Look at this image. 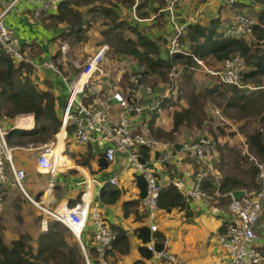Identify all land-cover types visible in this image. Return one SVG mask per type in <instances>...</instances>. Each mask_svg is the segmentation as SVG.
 <instances>
[{
    "label": "crops",
    "instance_id": "0c3cea01",
    "mask_svg": "<svg viewBox=\"0 0 264 264\" xmlns=\"http://www.w3.org/2000/svg\"><path fill=\"white\" fill-rule=\"evenodd\" d=\"M5 1L10 2L12 0ZM59 1L60 0H58V2ZM253 1L254 0H236V5L233 9L219 4L218 0L204 3L198 0H185L178 5L176 12L180 22L185 25L190 22H202L209 26L214 21L219 24V30L225 23L233 20L236 12H247L249 11L247 9L253 6L257 9V16L259 18V12L263 11L264 8L254 4ZM85 2H88V0ZM146 3V8L150 10L148 15L157 14L156 16H158L160 12H163L160 11V9L151 12V9L159 4L157 0H147ZM102 4L106 6L105 2ZM71 5L76 7L73 2ZM57 7L58 6L42 14H37V4L35 2L31 0H18L15 3V7L8 13L6 22L20 37L23 51L25 55L30 58L31 62L39 63L47 57H53L60 63L62 68H65L68 74L73 75L78 70L77 67H75L76 65H74V60L79 58H71L70 46L68 51L70 60L65 61V58L62 57L60 45L65 38L68 39L70 44V38H74V36L65 33V30L68 28L63 27L64 21L60 20L58 17L57 13L59 10ZM78 9L86 18H88L89 14L93 15L92 13L94 12L88 9L83 10V6ZM114 11L116 15L119 16V10ZM163 13L164 17L161 20H158L157 17L152 21L144 20L141 19L143 17L139 16L140 18H138L136 15L132 20L136 21L138 25H153L150 27L151 34L148 36L156 39L158 42H162L160 45L163 49L162 54L167 57L170 53L167 50L168 47L165 48L167 43H164L163 36H166L172 29V23L169 20L168 14L165 12ZM166 20L167 22L165 23ZM144 21L146 23H143ZM183 35L186 46H191L186 28ZM244 37L248 40L254 39L252 34L250 37L247 35ZM112 49L113 47L111 46L106 61L109 60ZM166 53H168V55H166ZM121 57H124L123 60H128L130 65L126 66V68L132 72L141 65L132 54L124 53ZM214 58L218 60L215 56ZM106 61L105 67L110 69L111 72L112 68L107 67ZM29 64L32 66L34 75L38 78L39 82H41L42 86L50 87L55 91L57 97L56 107L61 116V106L68 96L66 84L61 80V77L54 75L48 69L33 66L31 63ZM202 70L206 71L204 69ZM203 71L199 69L195 74L199 75V73H202L204 75ZM102 80L104 81L106 79L104 78ZM110 80L112 81L111 76ZM212 81L214 80L207 82V87L213 86H211ZM113 84L115 83L113 82ZM116 87L118 88V85H116ZM120 87L124 89L123 86ZM226 99L227 109L237 106L236 104L228 103L229 96H227ZM166 101L168 100L166 99ZM176 103V100H171L169 104H164L160 111L148 112L144 115L145 124L150 129L151 133H154L157 139V143L149 151L150 156L148 160L156 169L161 187L174 183L176 179L183 180L185 185H191V182L195 179L202 178L204 187L215 193L216 186L218 183L221 184L225 176L234 175L240 178V176L236 174L224 173L223 169H221L218 164L221 159L226 156V149L232 146L237 147L241 152L251 149L248 141V134L253 131L248 133L244 131L246 127L245 119H241L238 123L233 124L231 118L223 115L221 112L222 108H216V110H214L217 117L225 121L224 123H229L228 126H230V131L227 134V132L221 131L220 133L219 130L216 129L215 141L217 142H215L216 147H214V168L208 170L207 166L199 161L193 154L180 150L181 145L185 141V134H187L186 138H192L196 130L192 129V124H190L189 127L186 126L185 122H181V124L179 117L175 121V113L179 111L177 107L180 110L184 109L182 106L175 105ZM174 105L177 107L173 108ZM188 106L189 105L186 106V110ZM216 114H214V117ZM20 117L24 119L22 122L24 128L33 127L35 125V119L32 115H30L32 123L26 118V115H18L16 119L18 126L21 127L19 123ZM180 124L182 127H180ZM247 128L250 129L249 126H247ZM154 130L160 131L156 132L158 136L155 134ZM172 131L175 134L170 135L169 138L164 139L163 137H159L165 132L170 133ZM57 134H59L60 138H65V131L60 130ZM65 148V153L59 160L64 166L56 176L54 186L51 187L50 191L44 193L48 184V174L43 171L38 164L39 147H14V157L17 166L26 169V187L29 193L40 202V204H37L30 199L33 204L40 209L39 215L35 217L27 216L26 222L18 229L20 230L19 234L27 233L30 235L34 247H39L42 234L49 230L50 221H59L55 219L54 216L48 214V211H44L40 205L46 206L48 209L74 205L80 199L82 190L85 188L83 181L88 180L89 185H91L90 190L93 191V196L100 201L101 214L104 220L109 224L118 223L123 226L127 230V235L130 240L129 250L123 253L120 251L115 252L114 255H111L110 264H226L227 258L225 250L220 242V232L223 224L231 220L234 214L229 209L228 202L225 205H220L218 203L220 195L215 193L216 196H218L217 201H214L216 198L215 196L213 202L209 206L206 204L201 205L188 199L187 207L184 209L174 208L170 211H166L159 207L154 213L153 219L159 224L158 230L163 231L165 238L170 240L169 248L178 255L180 261L179 263H175L153 256L145 257L139 251V246L144 243L136 235V228L143 225L150 226V218H152V215L143 208L141 189L137 178L138 173L127 166L126 158L123 155H119L114 162L105 160L101 154L102 146L97 143H89L80 146L70 141ZM167 152H169L171 156L169 159L163 160L162 157L164 153ZM80 156L86 157L88 161L86 163L79 162L77 158ZM101 157L106 161V164L102 167L100 166ZM115 175L118 177L119 181L117 183H111L109 178ZM94 178L100 181H94ZM242 181L246 184H241L234 189L242 188L248 193L254 190L252 186L249 185L250 183L248 184L243 179ZM97 190L100 191L99 194H97ZM227 198L229 201L230 197L227 196ZM133 200H138L137 206L133 204ZM126 209L128 210L127 215L125 214ZM95 230V225L90 221L80 237L71 229L72 235H67L66 239L74 248L76 247L75 249L79 248L84 256H86L83 245L87 247V251L90 248H95L97 251L95 247ZM258 233L261 235V242L264 245V222H260L258 225ZM18 235L10 238H5L4 236V238L6 242H9ZM90 255L91 254L88 252L89 258ZM51 263L62 264V261L60 258L58 262L52 261Z\"/></svg>",
    "mask_w": 264,
    "mask_h": 264
},
{
    "label": "built area",
    "instance_id": "2783aa9c",
    "mask_svg": "<svg viewBox=\"0 0 264 264\" xmlns=\"http://www.w3.org/2000/svg\"><path fill=\"white\" fill-rule=\"evenodd\" d=\"M18 0L6 2L0 0V48H2L16 62L26 61L33 66L48 69L54 75L61 77L66 84L68 96L61 106V129L65 131V143L72 141L77 145L97 143L102 146L101 154L108 162H114L119 155L126 158L127 166L138 174H143L147 183V192L142 197L143 208L152 215L150 228L152 232L159 229L158 222L153 219L158 210V197L161 184L156 169L149 160L142 158L141 148H149V151L157 143V139L151 133L144 122V115L148 112L160 111L166 99L171 96L176 79L189 67L191 69H202L214 74L222 84L236 85L240 88H258L245 81L246 57L235 52L222 61V65L216 69L207 67L203 58L188 48L182 37L185 24L180 22L176 12L179 4L185 0H164L160 11L168 14L172 23V29L166 34L167 47L170 54L181 53L190 56L191 63L184 65L173 64L168 69V84L158 86L146 81V76L151 74L144 64H141L132 74V85L127 90L118 89L110 80V69L105 67L108 52L111 49L109 43L100 45L97 53L87 56L83 61L77 59L74 63L77 71L70 75L62 68L60 63L53 57H47L37 62H31L23 51L22 42L18 34L7 25L6 17L15 7ZM37 4L36 13L42 14L58 5V0H31ZM144 0H132L136 17L140 18L136 11ZM201 3L214 0H198ZM219 4L235 8L236 0H218ZM157 14L143 17L144 20H153ZM231 22L225 23L219 31L223 36L244 37L252 34L254 25L258 23L254 17L247 12H236ZM169 21V22H170ZM262 27L263 24H262ZM70 44L67 38L62 40L60 50L65 61L70 60L68 51ZM121 57V56H120ZM106 80H102V79ZM89 99V100H88ZM24 114V113H19ZM30 113H25L28 117ZM35 116L34 113H31ZM18 126L14 123L7 124L0 117V214L7 206L6 189H20L29 199L40 204L28 191L26 187V169L18 167L14 157V147L10 144L8 132ZM27 129V128H23ZM29 130V129H28ZM263 134L264 130L262 129ZM70 133V134H68ZM214 136L202 135L196 139L184 141L180 147L186 153L193 154L199 161L203 162L208 170L214 168ZM56 142L47 143L38 155V164L48 174V184L44 193L54 186L56 176L64 166L54 155ZM170 153H164L162 159L170 158ZM256 156V155H255ZM255 159L259 167L257 190L246 192L241 197H234L232 191L224 193L220 184L215 188V193L220 196L230 194L228 207L234 217L227 221L225 229L220 232V242L225 250L226 264H264V245L261 235L258 233V225L264 213V162ZM94 181L99 182V179ZM111 183H117L115 175L109 178ZM85 188L82 190L80 199L72 206L55 207L48 209L42 206L44 211L54 216L55 219L69 226L78 237L90 221L96 227V244L98 251V264H110L108 252L113 246L116 230L106 222L101 214L100 201L93 196L88 180L83 181ZM174 184L179 190L192 201L209 206L216 194L204 187L202 178L195 179L191 185H185L183 180L176 179ZM100 191L97 190V194ZM161 249L155 248V238L146 242L153 250V257L166 258L169 261L179 263L178 255L169 248L170 240L165 238ZM87 264H94L88 256L87 247L83 245Z\"/></svg>",
    "mask_w": 264,
    "mask_h": 264
},
{
    "label": "trees",
    "instance_id": "16d2710c",
    "mask_svg": "<svg viewBox=\"0 0 264 264\" xmlns=\"http://www.w3.org/2000/svg\"><path fill=\"white\" fill-rule=\"evenodd\" d=\"M89 5L88 10L94 11L92 16L101 14L107 17L116 16V12L113 8H109L105 5L97 4ZM107 0H101V3ZM73 0H60L58 2L57 13L60 20L65 21L68 15L74 12L77 15L78 27L75 29H67L65 33L71 34L76 37L77 40L83 38V31H87L91 22V17H85L80 10H75L71 5ZM159 3L155 5L152 11H158L164 4V0H157ZM143 3L140 4V6ZM147 5V3H146ZM147 9V8H146ZM145 10L143 14L148 15L150 10ZM158 20L163 19L164 13L160 12L156 16ZM258 23L254 25V31L252 35L256 34L258 41L264 37V30L262 28V21H264V9L259 12ZM163 21V20H162ZM167 20L165 21V23ZM129 24L127 21H119L115 24L113 29H119L124 25ZM219 24L212 22L211 25L207 26L202 22H190L185 26L187 30V36L191 41L190 48L195 54L200 55L203 58H209L210 56H215L218 60L222 61L226 57L230 56L235 52H240L247 56L249 66L253 67L245 73V77L255 76L259 73L264 72V54H254L253 44L254 40H248L245 37H230L223 36L218 30ZM129 27H133V31L136 32L137 38L128 37L124 39L119 37V42L114 47L115 52L118 55H123L124 53L132 54L139 61L140 64H144L147 70L156 75L167 78L168 69L171 67L173 62L180 58H188L191 60L190 56H183L181 53L169 54L167 57L163 56V49L161 48L159 42L156 39L145 35L139 30L136 25L131 24ZM85 31V32H86ZM163 41L166 44L168 40L163 36ZM182 41H185L184 35ZM256 41V42H258ZM166 48V46H165ZM164 48V49H165ZM169 51V48H167ZM166 68V70L163 69ZM52 73V72H51ZM165 80V79H162ZM234 86V93L229 96L228 103L236 104L241 107L246 102L245 91L242 88ZM171 97V96H170ZM170 97L167 98L170 99ZM57 97L55 91L50 87L42 86L38 78L34 75L32 66L26 61L16 62L11 56H9L2 48H0V115H9L14 117L19 113H24L20 115L29 116L28 118L31 123L32 119L30 115L34 113L35 125L33 127H28L23 129L22 124L23 117L19 118V123L22 128H13L8 132V138L15 136H34L35 139H41L42 134L52 135L59 132L61 128V116L56 107ZM166 102V101H165ZM170 102V101H169ZM38 125V123H40ZM29 129V130H28ZM45 140V139H43ZM248 141L251 149L260 156H264V134L262 130H256L253 133L248 134ZM142 158L144 160L149 159V148H141ZM79 162L86 163L88 160L86 157H81L78 159ZM106 164L103 157L100 158V166ZM255 167V177L253 178L252 185L254 190H257L259 183L256 180L258 177L259 167ZM138 184L141 189V196L143 197L147 192V183L143 174H137ZM241 184H246L242 179L234 175H227L221 181V190L225 193L232 191L235 187ZM113 193V192H110ZM226 196V195H225ZM222 196V197H225ZM227 196L230 197V194ZM230 200V198H229ZM138 200H133V204L137 206ZM188 199L179 190V188L174 184L170 183L164 185L160 189V194L158 197V205L166 211H170L174 208L184 209L187 207ZM125 214H128L126 209ZM59 221H50L49 230L42 234L40 239L39 247H34L30 235L27 233H21L16 238L9 242L5 241L3 232L0 231V264H52L51 262L61 258L62 264H87L86 256L82 251L77 248L75 249L72 244L68 242L66 236H71L72 231L67 225H63L59 228ZM226 223L223 224L221 230L223 231L226 227ZM111 226L116 230V236L113 241V246L108 252V258L114 255L115 252H126L130 248V240L127 235V230L118 223H112ZM136 235L144 243L139 246V251L145 257H152L154 252L150 249L146 242L150 241L155 237V248L161 249L164 245L165 234L163 231L156 230L151 231L149 225H143L136 228ZM88 252L91 254L90 258L94 264L99 263L98 252L95 248H90ZM60 260V259H59ZM58 260V261H59Z\"/></svg>",
    "mask_w": 264,
    "mask_h": 264
},
{
    "label": "rangeland",
    "instance_id": "374dc122",
    "mask_svg": "<svg viewBox=\"0 0 264 264\" xmlns=\"http://www.w3.org/2000/svg\"><path fill=\"white\" fill-rule=\"evenodd\" d=\"M86 0H73V3H75L76 7H74L75 10H79L78 8H81L83 6V10H87L89 5L96 4L95 1L88 0V2H85ZM97 4L103 5L101 3V0L96 1ZM146 2L147 0L142 1V5L140 6L139 10L136 11L137 15L140 17H144L146 14H143L146 12ZM254 4L258 6H262L264 8V0H254ZM105 4L109 8H113L114 10H119V16L114 17H107L105 15L97 14L92 16L89 14L88 16L91 17V22L88 28V24L85 26L87 27V31H83V38L77 40L76 37L70 38V56L73 59L79 58V60L83 61L87 56L93 55L94 53H97L99 50V47L102 43H109L113 49L112 52L109 55V60L106 61L107 67H111V79L112 81L118 85V89H120V86H123L126 90L128 86L132 85V74L126 66L130 65L128 63V60H123L124 57H120L115 50L114 47L119 42V37H123L124 39H127L128 37L137 38V34L135 31H133V27H129L130 23L136 25V27L141 30L142 33L145 35L151 34L150 27L153 25H147V24H137L136 21L132 20L135 18V12L133 8V2L132 0H107L105 1ZM249 11L248 15L251 17H254L256 21L258 22V16H257V9L255 6L247 9ZM88 14V13H87ZM134 17V18H133ZM119 20L127 21L129 24L124 25L123 27H120L119 29H113L115 24L119 22ZM152 21V20H150ZM134 22V23H133ZM79 22L77 21V15L72 12L71 15H68V18L64 21V28L68 29H75ZM143 23H146L145 21ZM262 24L264 26V21H262ZM264 30V27H262ZM86 31V32H85ZM248 37L251 36V34H246ZM254 37V43L253 44V53L257 54H264V37L258 41L256 34L252 35ZM250 39V38H249ZM252 40V39H251ZM258 41V42H256ZM160 45L162 44L161 41ZM167 48V46H166ZM124 55V54H123ZM168 55V53H166ZM244 55V54H243ZM128 56V55H127ZM246 57V72L249 70H252L253 67L249 66L247 56ZM203 58V57H202ZM205 64L207 67L211 69H216L222 65V61L216 60L214 56H210L209 58H203ZM190 62L188 58H180L177 59L174 63L175 64H186ZM75 65V64H74ZM220 65V66H218ZM218 66V67H217ZM76 67V66H75ZM198 69H191L187 67L184 72L179 76L178 79H176L172 94L170 99L166 101L164 104H169L171 100H176V104L178 106H182L184 109L180 110L177 106H173V108L177 107L179 111L175 113V121L176 119L180 120V123L186 124V126L189 127L190 124L193 125L192 129L196 130L195 135L192 138H186L187 134H185V141L196 139L202 135H212L214 136V140H216V129L219 130V132H227V134L230 131V126H228L229 123H224L225 121H222L219 117H217V114L214 110L216 108H222L221 112L224 116H228L232 119L233 124L238 123L239 120L245 119V132L248 133L250 131L255 132L256 130H264V88L258 87V88H242L241 90L245 91L246 98L243 106L239 107H233L230 109H227V96H232L234 93V89L232 85L229 84H222L218 78L210 73L209 71H203L201 66H198ZM164 70H166L165 67H163ZM201 70L204 72V75L202 73L195 74L196 71ZM151 73V72H150ZM165 79V80H162ZM210 80L212 81L211 86L207 87V82ZM146 81L151 82L152 84L155 83L158 86H163V88L168 84L169 77L167 78L162 77L160 75H156L154 73L149 74L146 76ZM246 83H249L253 86H260L264 85V72L259 73L255 76H247L245 77ZM112 82V83H113ZM188 106L186 110V106ZM164 106V105H163ZM162 106V107H163ZM224 107V108H223ZM214 114L216 116L214 117ZM19 114L15 115L14 117L9 115H0V117L5 121L7 124L14 123V120L17 119ZM34 116V115H33ZM187 120V121H185ZM181 123V124H182ZM38 123V125H40ZM180 124V127H182ZM247 126L250 127V129L247 128ZM215 127V128H214ZM260 128V129H259ZM61 129V128H60ZM60 131V130H59ZM155 134L156 132H160L158 130H154ZM220 132V133H221ZM250 132V133H253ZM58 133V132H57ZM57 133L49 135L48 134H42L41 139H35L34 136H15L9 139V142L14 147H22V146H35L39 147L38 154L43 150V147L47 143L56 142L58 140ZM175 133L172 131L170 133H163L161 134L165 138H169L170 135H174ZM154 135V133H153ZM157 135V134H156ZM155 136V135H154ZM158 136V135H157ZM158 137V138H159ZM45 139V140H43ZM217 142V141H215ZM70 143V142H67ZM66 143V145H67ZM219 146V145H217ZM214 147H216V144L214 143ZM224 151V150H223ZM251 155H256L257 159L259 161L264 162V156H260L251 149L249 151L241 152L237 147L232 146L228 149H226V156L221 159L219 162V167L223 169L224 173L229 174H236L239 175L241 179L245 180L249 185L254 188L252 185L253 178L255 177V167L257 166L256 161L254 158L251 157ZM78 157L77 159H79ZM256 180L258 182V177L256 176ZM252 182V183H251ZM217 197L215 198L214 195V201H217ZM6 202L7 206L5 211L0 214V231L3 232V235L5 238H10L13 236H16L20 233V230H18L22 224L26 222L27 216H37L39 215V210L33 202L18 188L15 189H6ZM228 202L227 196L222 197L219 196L218 203L221 205H225ZM264 222V213L261 218V223ZM60 223L59 228L63 227ZM171 250V249H170ZM172 251V250H171ZM60 258H57V260H54L55 262H58ZM162 260H167L166 258H162ZM111 261V257L109 259ZM169 261V260H167ZM171 262V261H170Z\"/></svg>",
    "mask_w": 264,
    "mask_h": 264
},
{
    "label": "bare ground",
    "instance_id": "6f19581e",
    "mask_svg": "<svg viewBox=\"0 0 264 264\" xmlns=\"http://www.w3.org/2000/svg\"><path fill=\"white\" fill-rule=\"evenodd\" d=\"M64 131V129H62ZM58 140L56 141V147L54 148V155H57L58 161L63 157L64 152V139L60 138L57 134Z\"/></svg>",
    "mask_w": 264,
    "mask_h": 264
},
{
    "label": "water",
    "instance_id": "95a60500",
    "mask_svg": "<svg viewBox=\"0 0 264 264\" xmlns=\"http://www.w3.org/2000/svg\"><path fill=\"white\" fill-rule=\"evenodd\" d=\"M245 193H246V190L242 189V188H236V189L232 190V195L234 197H241Z\"/></svg>",
    "mask_w": 264,
    "mask_h": 264
},
{
    "label": "clouds",
    "instance_id": "9594fccd",
    "mask_svg": "<svg viewBox=\"0 0 264 264\" xmlns=\"http://www.w3.org/2000/svg\"><path fill=\"white\" fill-rule=\"evenodd\" d=\"M163 105H164V104H163ZM163 105H162V106H163Z\"/></svg>",
    "mask_w": 264,
    "mask_h": 264
}]
</instances>
